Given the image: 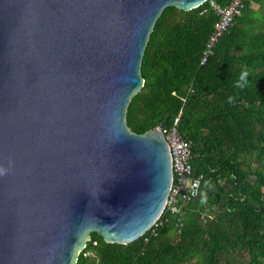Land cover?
Listing matches in <instances>:
<instances>
[{"label": "water", "instance_id": "obj_1", "mask_svg": "<svg viewBox=\"0 0 264 264\" xmlns=\"http://www.w3.org/2000/svg\"><path fill=\"white\" fill-rule=\"evenodd\" d=\"M205 0H0V264H75L89 233L127 243L164 209L163 123L128 128L165 6Z\"/></svg>", "mask_w": 264, "mask_h": 264}, {"label": "trees", "instance_id": "obj_2", "mask_svg": "<svg viewBox=\"0 0 264 264\" xmlns=\"http://www.w3.org/2000/svg\"><path fill=\"white\" fill-rule=\"evenodd\" d=\"M210 1L229 0L163 8L125 111L136 133L176 127L201 174L197 195L125 244L91 231L75 264H264V0H244L202 61L217 19Z\"/></svg>", "mask_w": 264, "mask_h": 264}, {"label": "built area", "instance_id": "obj_3", "mask_svg": "<svg viewBox=\"0 0 264 264\" xmlns=\"http://www.w3.org/2000/svg\"><path fill=\"white\" fill-rule=\"evenodd\" d=\"M244 0H229L225 5H219L210 1L217 19L213 23V31L206 43L201 60L204 61L210 53V48L217 38L228 28L234 16L240 14ZM170 151L172 180L169 187L165 206L172 212L180 209V201L185 202L198 193L201 174H192V167L189 162L190 145L182 139L175 126L160 128Z\"/></svg>", "mask_w": 264, "mask_h": 264}, {"label": "clouds", "instance_id": "obj_4", "mask_svg": "<svg viewBox=\"0 0 264 264\" xmlns=\"http://www.w3.org/2000/svg\"><path fill=\"white\" fill-rule=\"evenodd\" d=\"M249 73L247 71H242L239 75V79L236 82V87L237 88H243L245 87V85L247 84V77H248ZM235 98L234 97H229L228 98V102L231 103L233 102ZM3 169H0V172H3Z\"/></svg>", "mask_w": 264, "mask_h": 264}]
</instances>
